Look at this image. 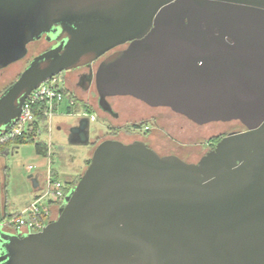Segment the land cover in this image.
I'll return each instance as SVG.
<instances>
[{"label": "water", "instance_id": "1", "mask_svg": "<svg viewBox=\"0 0 264 264\" xmlns=\"http://www.w3.org/2000/svg\"><path fill=\"white\" fill-rule=\"evenodd\" d=\"M45 32L56 43L0 96V130L42 83L110 52L101 100L131 95L246 131L197 163L102 141L57 219L29 235L0 230V264H264V0H0V66ZM74 116L86 123L68 141L90 145L91 118Z\"/></svg>", "mask_w": 264, "mask_h": 264}, {"label": "rangeland", "instance_id": "2", "mask_svg": "<svg viewBox=\"0 0 264 264\" xmlns=\"http://www.w3.org/2000/svg\"><path fill=\"white\" fill-rule=\"evenodd\" d=\"M48 47H50V44H46L44 41L31 44L29 46L30 53L27 58L22 62L12 65L5 75L0 77V95L5 87L18 76L27 61ZM93 55L92 53L87 54L82 60L88 61L93 58ZM68 73L64 72L62 75H57L59 83L61 81L62 84V77H66ZM70 78H75V73ZM75 98L77 103L73 106L72 113L68 110L71 102L70 98L66 97L63 103L54 107L51 126L43 127L40 125L33 141L23 143L16 149L14 147L13 153L10 152L7 156L3 157L2 160L7 166L9 173H5L6 188L5 185L3 186L4 179L0 175V180H2V184H0L1 208L7 206L10 213L22 211L21 209L29 206L31 202L35 201L37 196L45 194L47 189L45 177H49V175H53L63 181L72 180L77 184L88 168L97 145L111 138L109 124L106 121L107 116L99 111L97 112L95 108V94H92L91 91L87 93L78 91ZM120 106L122 117L118 120H112L115 124L144 118L149 120L156 117V122L150 121L153 131L148 135L146 134V137H142L144 133L141 132L139 137L145 138L150 144L159 149L158 151L167 154L172 150H177L181 146L177 142L170 141V138L164 133V131H167L180 140L183 148L195 152L194 155H190V152H188L183 157L185 160L192 162H197L208 151L206 143L211 136L232 130L240 131L244 128L243 124L239 121L211 122L206 125H198L176 114L169 108L154 109L148 106L144 107L141 103L130 97L120 98L117 107L120 108ZM83 112L85 114H92L91 135L93 141L97 140L95 145L93 143L90 145H77L71 144L68 141L67 126L77 119V116H74L76 113ZM181 125H184V128L179 130ZM1 129L5 130V126ZM131 139L132 136H129L125 141L129 142ZM40 142H44L47 145L46 155L40 154L37 150V144ZM163 144L167 145L162 146ZM29 166L33 168L29 170ZM30 175L39 176L40 190H36V187L29 178ZM75 186L74 184H69L68 191ZM43 205L49 204L43 203ZM57 211L58 208L54 206V219L58 218L59 212Z\"/></svg>", "mask_w": 264, "mask_h": 264}, {"label": "built area", "instance_id": "3", "mask_svg": "<svg viewBox=\"0 0 264 264\" xmlns=\"http://www.w3.org/2000/svg\"><path fill=\"white\" fill-rule=\"evenodd\" d=\"M63 89L64 86L61 81L59 83V79L55 76L33 90L23 104L21 114L14 124L7 130H0V144L24 135L33 134L35 136L40 125L43 127L51 126L54 107L63 103L67 97ZM70 101V106H74V99H70ZM32 168V166L28 167L29 170ZM45 181H47L45 194L38 196L22 211L1 220L0 230L15 233L19 236L29 235L41 232L54 220V206L58 208L57 212H59L70 190L68 191L69 188L66 182L53 175L45 177ZM43 203L49 205H43Z\"/></svg>", "mask_w": 264, "mask_h": 264}, {"label": "flooded vegetation", "instance_id": "4", "mask_svg": "<svg viewBox=\"0 0 264 264\" xmlns=\"http://www.w3.org/2000/svg\"><path fill=\"white\" fill-rule=\"evenodd\" d=\"M55 28L56 27L53 26L50 29H55ZM53 37L54 36H53V34L51 32L50 33L49 32L43 33L41 35V37H38V38L32 40L27 45L28 53H27L26 57H24L23 59L14 61V62H12V63L4 66V67L0 66V77H2L11 68L12 65H15V64H17L19 62H22V61H24L27 58V56L30 53L29 46L31 44H34V43H37V42H40V41H44V43L50 44V47H48L47 49L43 50L42 52H40L39 54L35 55L34 57H32L30 60L27 61V63L25 64V67L22 68V70H20V73L18 74V76H16L14 78V80L9 85H7L5 87V89L2 91L1 95L9 87H11L16 81H18V79L28 69V67L34 61V59L36 57L48 52L49 50H51L54 47V43H56V42H54L51 39ZM127 46H128V44L121 45V46L117 47L116 49H114L113 51L122 50V49L126 48ZM109 53L104 55V56H102L97 62H95L91 69L78 68V69H72L70 71H67V73L68 72L69 73L67 74L66 77H64V80L62 81V85L64 86V88L67 89L68 92L71 95H73L74 97L76 96V93L78 91H81L82 93H87V92L91 91L92 94L93 93L95 94V96H96L95 108L97 109V112L99 111V112H101V113H103V114H105L107 116L106 121L109 124V132H110V137H111L109 139L119 140V141H121L123 143H126V144L132 143V142H135V141H142V142L146 143V145L148 147H150L154 151H156L160 156L173 155V156L179 157L180 159H182V160H184L186 162L197 163V162L200 161V159L204 155H206L209 151L213 150L216 147L217 143L222 138H224L225 136H228V135L233 134V133H239V132L246 131V127L244 126V128L242 130H240V131L232 130V131H227L225 133H220V134L211 136L210 138H208V142L206 143V146L208 145V148H207L208 151L205 154H203V156H201V158L197 162H192V161L185 160L183 157L188 152H190L189 153L190 155H194L195 152L194 151L191 152L187 148H183L182 147L183 144L180 142V140L178 138H176L175 136H172L167 131L162 130L170 138V141L177 142L181 146L177 150H174V151L172 150L170 153H167V154L161 153L160 151H158L159 149H157L154 145L150 144L147 140H145V138L143 139V138L139 137V135H141V132L144 133V136H142V137H146L145 136L146 134L148 135V134H150L153 131V129L151 127V124H150V121L156 122L157 121L156 117L151 118L149 120H146L144 118V119H138V120H135V121L124 122V123H121V124H115L114 121H112V120H118V119H121V117H122L121 106H120V108L117 107V103L120 102V98L130 97V98H133L135 101H138L139 103H141L144 107L148 106L149 108H154V109L155 108H169V107H163V106L154 107V106H150L149 104H147L143 100L138 99V98H136L134 96H131V95H126V96H122V95L107 96L105 99H102V100L100 99V95L98 93V89H97V86H96L95 76H96V72L98 70L99 65L102 63L103 60H105V58L107 56L110 55ZM74 73H75V78L71 79L70 76H72ZM169 109H171V108H169ZM175 113L179 114L177 112H175ZM86 115L89 116L90 118H93L91 113H87ZM179 115H181L182 117L187 118L186 116H184L182 114H179ZM187 120L195 123L194 121L190 120L189 118H187ZM85 123L86 122L84 120L81 121V119L78 117L72 124L68 125L67 126L68 127V130H67L68 138L72 134V131H71L72 129L71 128H74V127H77V126H81V125H83ZM195 124H197V123H195ZM198 125H200V124H198ZM203 125H206V124H203ZM183 128H184V125H181L179 130H182ZM80 134H73V138H75V140L76 139L77 140L81 139V135ZM129 136H132V139L129 142L125 141V139L127 137H129ZM90 139H91V143H93L94 145L97 143V140H94V141L92 140L93 139L92 135H91ZM166 145L167 144H163L162 146H166Z\"/></svg>", "mask_w": 264, "mask_h": 264}, {"label": "trees", "instance_id": "5", "mask_svg": "<svg viewBox=\"0 0 264 264\" xmlns=\"http://www.w3.org/2000/svg\"><path fill=\"white\" fill-rule=\"evenodd\" d=\"M63 92L65 93V95L69 98L74 99V101H76V98L71 95L67 89H63ZM41 119H43V117L40 116ZM34 140V135H24V136H20L17 137L7 143L4 144H0V154H7L9 151L13 150L14 147L16 148L17 146L23 144V143H27L29 141H33ZM37 150L40 154L42 155H46V150H47V145L44 142H40L37 144ZM90 163V162H89ZM69 184H74L76 185V183L72 182V183H67V186L69 187Z\"/></svg>", "mask_w": 264, "mask_h": 264}, {"label": "crops", "instance_id": "6", "mask_svg": "<svg viewBox=\"0 0 264 264\" xmlns=\"http://www.w3.org/2000/svg\"><path fill=\"white\" fill-rule=\"evenodd\" d=\"M70 99H72V98H70ZM76 103H77V100L75 101V105H76ZM74 105V106H75ZM72 108H73V106H70L69 105V107H68V110L72 113ZM76 114H79L80 116H87L84 112L83 113H76ZM91 120L93 121V118H91ZM16 148H18V146L16 147ZM15 148V149H16ZM15 149H13V151L11 150V151H9L7 154H0V175H2V177H3V179H4V184H3V186L5 185V188H6V186H7V184H6V174L5 173H9L8 172V168H7V166L5 165V163H4V161L2 160L3 159V157H5V156H7L10 152L11 153H13L14 152V150ZM34 176H37L38 177V175H34ZM64 182H66V183H72L73 181L71 180V181H65L64 180ZM0 184H2V180H0ZM41 189V187H40V185H38V187H36V190H40ZM38 197V196H37ZM36 197V198H37ZM0 199H1V196H0ZM32 203V202H31ZM1 205V204H0ZM28 206H26V207H24L23 209H25V208H27ZM23 209H21V210H23ZM15 213V212H14ZM14 213H10V211H8V207L7 206H3V208H1V206H0V221L1 220H4L5 218H7V217H10V216H12V214H14ZM16 214V213H15Z\"/></svg>", "mask_w": 264, "mask_h": 264}]
</instances>
